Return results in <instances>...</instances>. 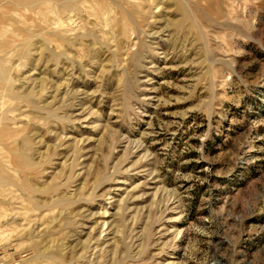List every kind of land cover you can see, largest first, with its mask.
<instances>
[{
  "label": "rangeland",
  "instance_id": "374dc122",
  "mask_svg": "<svg viewBox=\"0 0 264 264\" xmlns=\"http://www.w3.org/2000/svg\"><path fill=\"white\" fill-rule=\"evenodd\" d=\"M0 264H264V0H0Z\"/></svg>",
  "mask_w": 264,
  "mask_h": 264
}]
</instances>
